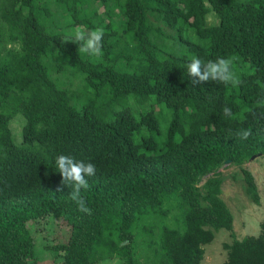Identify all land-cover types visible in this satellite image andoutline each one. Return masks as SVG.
<instances>
[{
	"label": "trees",
	"instance_id": "trees-1",
	"mask_svg": "<svg viewBox=\"0 0 264 264\" xmlns=\"http://www.w3.org/2000/svg\"><path fill=\"white\" fill-rule=\"evenodd\" d=\"M98 27L102 55L80 53L76 29ZM233 56L238 86L187 75L193 57ZM60 154L96 166L81 189L90 215L71 185L56 191ZM253 155H264V0H0V264H40L41 236L63 264L99 248L123 264H198L220 228L233 237L225 264H264V222L235 238L222 177L198 187Z\"/></svg>",
	"mask_w": 264,
	"mask_h": 264
},
{
	"label": "rangeland",
	"instance_id": "rangeland-1",
	"mask_svg": "<svg viewBox=\"0 0 264 264\" xmlns=\"http://www.w3.org/2000/svg\"><path fill=\"white\" fill-rule=\"evenodd\" d=\"M18 116L23 119L20 114H17L11 119L10 128L14 142L20 144L22 122ZM253 156L241 165L232 164L231 162L224 163L220 168L202 176L198 181V187L201 189L202 184L209 176L219 174L222 177L220 196L225 202L231 216L232 231L234 237L237 239H242L245 236L257 237L261 231V224L264 222V155ZM242 168H246L254 176L258 192L257 201H254L247 193ZM170 213L173 217H176L180 211L176 208V205H172ZM178 222L176 220V223ZM32 228L34 229L33 225ZM66 231L67 228L61 225L54 231V235L56 238L65 237ZM40 235L43 234H37V236ZM49 235L46 238L51 239L50 241L55 244L53 232L49 233ZM232 241L233 237L230 231L223 228L214 230L212 240L203 246V257L198 264H225L228 251L224 247V244L232 243ZM45 243L46 241L42 236L35 242V259L40 264H63L62 254L55 251L51 247L53 246L51 243L45 247ZM101 253H103L102 256ZM91 255L93 258L89 264H123L122 259L117 255H110V253L102 251L100 248L95 249V253L92 252ZM138 255L140 261H146V254L142 249L138 250Z\"/></svg>",
	"mask_w": 264,
	"mask_h": 264
},
{
	"label": "clouds",
	"instance_id": "clouds-1",
	"mask_svg": "<svg viewBox=\"0 0 264 264\" xmlns=\"http://www.w3.org/2000/svg\"><path fill=\"white\" fill-rule=\"evenodd\" d=\"M103 28L93 30L76 29L73 42L79 43V52L92 57L102 55ZM236 57H217L215 60L202 61L198 57H193L187 65V75L191 78L193 85H202L209 81L238 86L242 81L234 68ZM225 115L232 116L231 109H223ZM250 129L242 130L239 135L242 139H247L251 135ZM55 165L61 176L60 185L56 191H62L63 186L71 185L72 192L70 198L76 203L78 211L91 214V209L87 206L85 199L81 196V189L89 187L88 177L96 174V166L93 163H86L76 160L70 155L60 154L55 159Z\"/></svg>",
	"mask_w": 264,
	"mask_h": 264
},
{
	"label": "water",
	"instance_id": "water-1",
	"mask_svg": "<svg viewBox=\"0 0 264 264\" xmlns=\"http://www.w3.org/2000/svg\"><path fill=\"white\" fill-rule=\"evenodd\" d=\"M252 157H254V156H252ZM228 162H230V159H228V160L225 161V163H228Z\"/></svg>",
	"mask_w": 264,
	"mask_h": 264
}]
</instances>
